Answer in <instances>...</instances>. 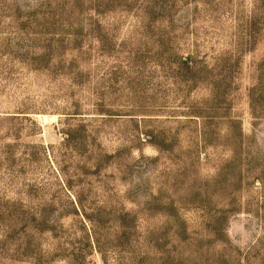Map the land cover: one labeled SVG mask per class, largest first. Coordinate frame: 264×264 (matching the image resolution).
Segmentation results:
<instances>
[{
    "label": "rangeland",
    "instance_id": "rangeland-1",
    "mask_svg": "<svg viewBox=\"0 0 264 264\" xmlns=\"http://www.w3.org/2000/svg\"><path fill=\"white\" fill-rule=\"evenodd\" d=\"M0 264H264V0H0Z\"/></svg>",
    "mask_w": 264,
    "mask_h": 264
}]
</instances>
